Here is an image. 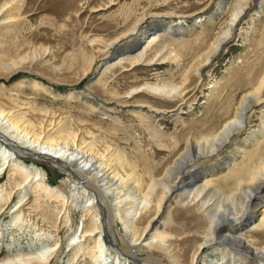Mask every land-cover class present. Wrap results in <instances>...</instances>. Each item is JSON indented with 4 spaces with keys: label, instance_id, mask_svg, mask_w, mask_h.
<instances>
[{
    "label": "rangeland",
    "instance_id": "1",
    "mask_svg": "<svg viewBox=\"0 0 264 264\" xmlns=\"http://www.w3.org/2000/svg\"><path fill=\"white\" fill-rule=\"evenodd\" d=\"M221 1L0 0V10L4 11L1 10L0 19L4 18L5 22L0 24L1 58L10 62L12 58L29 55L19 70L10 71L0 66V103L8 104V100L25 105L23 111L33 121L52 123L55 133H75L78 145L83 139L88 140L91 134L97 137V141L107 142L112 151L128 160L132 172L142 183L144 181L145 186L149 174L162 173L174 157L171 149L175 147V141L181 140V145L185 135L199 136L201 131L207 133L210 127L220 126L232 115L242 95L252 91L264 74V3L255 14L254 4L258 2L255 0L248 1L237 34L201 75L195 74V68L227 27L237 5L236 0H230L225 4L227 10L218 19L215 18L218 14L212 18ZM162 23L175 24L173 33H163ZM137 25L140 31H147L146 37L152 34L151 29L160 31L159 39L149 48L164 45L173 53V58L165 59L150 51L151 63H117L118 57L113 58L116 48L130 44L136 36L132 35L112 48L110 44ZM195 25L199 26L194 29ZM186 29L188 34L181 36L179 32ZM146 37L139 40L140 45ZM34 53L37 55L35 59L32 58ZM185 76H188L187 82ZM145 83L176 84L186 90L182 97L137 90ZM32 107L43 108L50 114L40 117ZM247 127L238 134L236 141L246 140L254 132L261 133L262 138L244 160L264 141V102L252 109ZM230 150L225 149L224 155ZM260 150L261 154L264 153V142ZM30 160L27 161L29 165L33 167L35 162L39 168H33L46 174L44 180L47 184L68 197L73 196L74 187L81 182L73 172L54 161ZM3 162L0 157V203L5 201V193H9L12 186L10 167L4 169ZM92 189L85 188L86 195L78 196V202L70 201L67 207L63 208L62 202L55 201L46 208L44 200L39 209L33 208L32 184L17 193L14 191V202L0 210V261L28 254V249L56 244V253L49 264H143L144 260L153 264H172L167 254L150 248L144 241L138 245L135 261L126 256L124 252L133 243L114 217L116 211L111 224L117 240L110 233L112 244H108L113 254L105 252L106 257L98 263L94 255L99 235L93 240L80 238L81 230L90 225L92 219L87 214L86 205L94 203L106 215L104 203ZM106 191L105 187L101 188V193ZM23 198L27 205L18 209L19 201L25 202ZM115 201L114 197L109 198V202ZM190 208L191 212L199 213L194 207ZM152 212L134 222L136 231H144L154 215ZM191 212L177 199L171 198L155 221L163 228L173 226L175 230L189 222L195 224L190 218ZM246 229L243 234L248 232ZM175 244L184 263L181 253L187 243H181L179 239ZM214 249H209L207 255L212 251L222 252ZM210 257H205L202 263H210Z\"/></svg>",
    "mask_w": 264,
    "mask_h": 264
},
{
    "label": "bare ground",
    "instance_id": "2",
    "mask_svg": "<svg viewBox=\"0 0 264 264\" xmlns=\"http://www.w3.org/2000/svg\"><path fill=\"white\" fill-rule=\"evenodd\" d=\"M248 1L236 0L237 5L226 24L227 27L216 38L206 58L197 67L195 66L196 75H201L202 70L237 34L239 22H241L239 20L248 9ZM255 1H258L254 4L255 14H257V11L262 9L264 0ZM229 2L230 0L221 1L212 18L218 14L215 17L218 19L219 15L227 10L228 6L225 4ZM1 10L3 11V9ZM3 19H0V24L5 23ZM174 25L171 23L161 25L163 33L172 34ZM198 26L195 25L194 29ZM138 27L137 25L131 32L113 40L114 42L110 44L112 48L131 38L132 35L136 36L130 44L116 48L115 52L126 50L120 53L116 59L117 63L128 62L131 65L137 62L151 63L150 51L157 52V56H162L165 59L173 58V53L164 45H158V47L155 45L156 48H149L159 39L160 31L152 32L146 37L147 31H140ZM179 33L183 36L188 34V31L186 29ZM144 37L147 39L141 42L142 45L138 49L139 40ZM36 56L34 53L32 58L35 59ZM28 58L29 55H24L21 58L19 56V59L12 58L10 62H5L0 56V66L6 70L16 71L23 68L22 65ZM187 78L188 76L184 77L185 82H187ZM42 89L49 91L46 87H42ZM144 89L168 97H182L186 87L176 84L145 83L137 88V90ZM263 92L264 74L252 91L242 95L234 106L232 115L220 126L210 127L207 133L201 131L199 136L185 135L186 138L181 145L179 144L181 140L175 141V147L171 149L174 152V157L168 161L162 173H150L147 182L145 181V186L144 181L142 183L140 177L132 172L133 167L127 162L128 160L126 161L120 154H116V151H112L111 145L107 142L97 141V137L91 134L88 136V140L83 139L78 145L76 142L78 136L75 133L69 131L55 133L53 131L56 129L51 127L52 123L47 125L44 121H33L23 111L26 108L25 105L13 101H9V103L8 100V104L0 103V157L4 161L2 167L4 169L6 167L7 170L10 167L8 171L12 185L10 192L3 195L5 201L0 203V210L14 202V191L15 193L19 190L22 191L28 184H32V194L35 198L33 208L35 209L42 207L44 200H46L44 202L46 208L55 204V201L62 202L63 208L67 207L70 201H77L78 196L86 195L85 188L91 187L98 193L99 200L104 203L107 216L104 215V212H100L94 203L86 205L87 214L92 216V219L90 218L91 224L84 226L81 230L80 238L83 236L93 240L99 235L98 240L95 241L97 252L94 255L98 263L102 257H106L105 252L113 254L108 244H112L110 233L114 237L111 219L113 212L116 211L114 217L122 224L125 233L133 243L124 252L131 260L135 261L138 258V245L144 241L150 248L167 254L172 264H203L204 258L208 256L212 257L211 262H205V264H264V153L261 154L260 150L264 141L257 151L252 152L245 160V155L261 142L262 134L254 132L246 140L236 141L238 134L247 130L252 109L264 102ZM77 96L79 98V95ZM87 101L89 100L87 99ZM32 110L37 111L36 114L40 117L50 114L43 108L32 107ZM4 121L6 122L4 123ZM85 132L83 136H85ZM97 142L101 144L97 145ZM177 145L180 146L177 147ZM167 148L169 147L167 146ZM229 148L230 152L224 155L225 149ZM26 158L36 160V162L54 161L73 172L75 177L81 181L79 184L76 181L77 185L73 189V196L68 197L47 184L44 180L47 179L46 174L33 168H39L35 162H33V167L29 165L27 161L30 159L26 160ZM102 187H105L106 193H101ZM112 197L116 200L113 203L109 202V198ZM171 198L182 203L188 212H191L190 207L199 211L200 214L191 212L192 215H190L195 224L185 223L186 225L173 230V226L163 228L158 221H155ZM26 205L27 200L19 201L16 207L23 209ZM151 211L154 212V215L146 224L144 231H136L134 222L143 216L146 218L148 212L151 214ZM199 215L201 219L198 218ZM104 217L107 223H104ZM245 227L248 232L243 234ZM181 235H183L182 238L177 237ZM115 239L117 240V238ZM179 239L181 243H187L181 253L184 263L179 258V250L178 252L176 250L175 243ZM55 245L35 249L27 248L30 253L19 255L17 258L2 259L0 264H49L56 253ZM206 247H208L207 250H205ZM211 248L222 250V252L219 254L212 251L207 255V251ZM143 264L153 263L144 260Z\"/></svg>",
    "mask_w": 264,
    "mask_h": 264
},
{
    "label": "water",
    "instance_id": "3",
    "mask_svg": "<svg viewBox=\"0 0 264 264\" xmlns=\"http://www.w3.org/2000/svg\"><path fill=\"white\" fill-rule=\"evenodd\" d=\"M156 29H158V28H156ZM155 30H151V32H154ZM140 43H138V45H137V48H140ZM123 51H126V50H123ZM122 50L120 51V52H117V53H115V56L113 57L114 59L116 58V57H118L119 56V54L120 53H122L123 52ZM112 61V60H111Z\"/></svg>",
    "mask_w": 264,
    "mask_h": 264
}]
</instances>
